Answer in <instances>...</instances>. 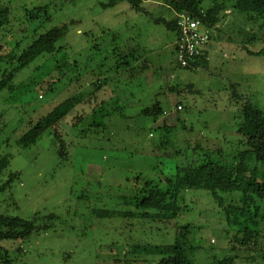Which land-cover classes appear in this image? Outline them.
Wrapping results in <instances>:
<instances>
[{"label": "rangeland", "instance_id": "1", "mask_svg": "<svg viewBox=\"0 0 264 264\" xmlns=\"http://www.w3.org/2000/svg\"><path fill=\"white\" fill-rule=\"evenodd\" d=\"M202 1L205 9L212 5L211 0ZM108 2L0 0V5L10 7L12 18H15L19 28L24 24L32 25L27 21V15L42 8L47 9L52 16V21L43 27L45 31L67 25V35L58 46L66 45L65 54L72 62H79L81 74L90 73L94 76L98 74L99 67L104 66L109 72L105 76L109 86H118L120 104L129 103L126 113L130 117L134 118L142 109L155 103H160L167 110V114L156 123L143 117L125 122L133 128H146L140 132L127 130L124 126H111L108 136L113 139L111 145L115 151L109 150L110 146L109 149L102 147L96 138L74 140L80 135L81 129L72 130L65 137L70 154L63 163L50 133L27 150H18L14 145L1 147L0 155L12 154L8 172L19 173L20 176L9 192L0 193L2 211L26 220L36 216L41 220L50 214L58 216V222L50 232L33 234L25 241H5L3 246L9 251L13 264H139L140 259H146L142 264H154L153 257L138 258L130 253H120L115 248L117 245L130 248L139 244L172 243L175 224L179 222L180 225H192L190 241L197 248L196 257L199 261L196 263L205 264L211 261L213 255L222 257L224 252H229V238L233 234L225 233L228 223L208 193L184 192L185 202L182 206H188V211L179 216L180 221L166 225H158L150 218H96L89 210L90 206L97 210L119 209L117 199L129 195L128 188L137 174L147 175L141 176L143 182L151 179V170L156 163L159 164L158 157L160 167L170 164L163 152L156 150L158 157L156 154V157L151 155L153 142L159 146L168 140L172 147L165 152H180L179 159L188 156L190 149L196 146L207 148L213 153L223 151L230 159L235 153L246 149L236 132L237 106L234 93L249 98L264 110V56L250 54L264 48V25L256 18L247 19L229 11L213 30L207 56L208 68L187 72L177 69L173 54L176 31L158 22L162 19L170 21L175 15L164 0L145 3L146 12H138L125 1L106 9L103 4ZM137 45L142 46L141 62L146 64V70L151 71L148 72L150 75L114 79V67L120 60L119 55L126 48H135ZM33 69L22 72L18 82L25 81ZM152 71H156L157 75ZM57 78L51 75L45 85L49 82L54 85ZM87 78H82L85 80L84 86L89 84ZM190 84L194 88L190 89ZM167 85L177 86L183 94L168 91ZM41 86L36 88L35 94L39 101L45 102L32 115L34 120L49 111L51 106H47L46 102L53 98L52 93L45 96ZM61 88L62 92L50 105L77 92L76 87L67 81ZM110 95L112 93L103 98L107 99ZM5 97L6 94L0 96V113L4 108L1 105ZM109 105L112 110L114 104ZM177 105H182L183 110L178 111ZM176 112H180V115ZM21 113L22 105L19 104L11 113L4 115L3 121ZM112 121L123 122L116 113L112 114ZM165 125L176 127L161 131ZM156 127L162 129L155 131ZM68 129L69 124L63 123L62 130ZM13 135L17 136L15 133ZM14 140L15 137L11 143ZM165 208L175 210L176 207L172 204ZM260 227L264 231L263 220ZM112 245H115V251L110 253L109 247ZM116 251L120 254L117 255ZM236 264H264V253L242 250L237 253Z\"/></svg>", "mask_w": 264, "mask_h": 264}, {"label": "trees", "instance_id": "2", "mask_svg": "<svg viewBox=\"0 0 264 264\" xmlns=\"http://www.w3.org/2000/svg\"><path fill=\"white\" fill-rule=\"evenodd\" d=\"M124 1L138 12H146L145 3L161 0H109L108 3L103 4V7L113 8ZM164 2L174 10L175 15L170 21L162 19L158 22L173 31H177L178 15L183 13L200 19L212 29L219 25L229 11L247 19L256 18L261 25H264V0H211L212 5L208 9L204 8L202 0H164ZM27 19L32 25L24 24L19 28L15 24V18H12L10 7L0 5V96L6 94L1 105L4 108L0 113V148L14 145L18 150H27L36 146L47 133H50L53 135L63 163L70 154L65 137L72 130L81 129L79 137L77 136L74 140L96 138L102 147L110 146L111 149H108L115 151L116 149L111 145L113 139L108 136L111 126H124L127 130L140 132L146 128L137 126L133 128L125 122L143 117L152 119L156 123L167 114L166 108L160 103H155L142 109L134 118L130 117L126 113L129 103L120 104L119 95L121 94L117 92L118 86H109L105 77L109 72L104 66H100L98 74L94 76L90 73L81 74L79 73L81 68L79 62L76 60L72 62L65 54L66 45L58 46V43L67 35V25L45 31L43 27L52 21V16L47 9L43 8L30 12ZM35 23L37 25H34ZM141 47L137 45L135 48H126L122 54L120 52V60L115 65L116 68L114 67V79L124 80L132 76L150 75L148 74L150 70L145 69L146 64L141 62ZM250 54L256 57L264 56V48L258 52H250ZM60 56H62L61 59H59ZM176 63L177 69L187 72L208 68L206 55L198 57L196 62L185 68L181 67L178 62ZM134 64H141V66L136 67ZM31 69L33 72L25 81L18 82L19 75ZM156 71H152L155 76ZM53 74L58 77L57 81H54V85L50 82L45 85L47 78ZM84 77L89 78L88 86H84L85 80L82 79ZM66 81L76 87L77 92L55 105H50V102L60 95L63 90L61 86ZM38 86H41L45 96L52 93L53 98L50 102H46L47 106H51L49 111L34 120L32 115L45 102V100L39 101V97L35 94ZM189 87L192 89L194 85L190 84ZM167 89L177 95L183 94L177 86L167 85ZM111 93V97L103 98ZM234 100L237 106L236 132L244 142L246 147L244 151L235 153L230 159L231 157L223 151L213 153L207 148L196 146L190 149L188 156L179 159L180 152L175 150L174 153L165 152L172 147L168 140L159 146L153 142L151 155L155 156L156 150L163 152L170 164H163L164 167H160L161 161L156 154L159 164L156 163L151 170V179L143 182L141 176L145 174H137L131 181V187L128 188L129 195L117 199L119 209L112 207V209L97 210L90 206L89 211L95 214L96 218L115 216L150 218L158 225H166L172 221H178L179 216L188 211V206H182L185 202L184 192H205L213 198L218 211L224 214L222 215L226 219V224L229 225L225 233L229 235L233 233L229 238V252H224L222 257L215 254L210 258L211 261L205 264H236L237 253L242 250L248 253H264V231L260 227L262 220L264 221V110L237 92L234 93ZM93 102L96 103L92 106ZM110 103L114 104L112 110L109 107ZM19 104L22 105L23 114H15L9 118L10 120L3 121L4 115L11 113L13 108ZM176 107L178 110L182 105ZM180 110H183V107ZM113 113L118 114L123 122L112 121ZM178 121L181 119L178 118ZM63 123L69 124L67 131L62 130ZM175 127L165 125L163 129L156 127L155 131L160 129L169 131L170 128ZM14 133L17 136H14ZM13 137L15 140L11 143ZM206 150L208 152H205ZM11 160V153L0 155V193L9 192L12 184L20 180L19 173L8 172ZM180 179H182L181 182ZM10 198L12 200L11 196ZM2 203L0 201V264H13L9 251L3 243L5 241H25L33 234L48 233L57 224L58 216L50 214L41 220L38 216L30 220L21 219L4 213ZM172 204H175V210L165 208ZM175 228V238L172 243L139 244L130 248L117 245L115 250L136 255L138 258L153 257L154 264H197L196 262L199 261L196 257L197 248L190 241L192 225L189 223L180 225L177 222ZM113 246L115 245L109 247L110 253L115 251ZM119 252L117 255L120 254ZM145 260H138L139 264Z\"/></svg>", "mask_w": 264, "mask_h": 264}, {"label": "built area", "instance_id": "3", "mask_svg": "<svg viewBox=\"0 0 264 264\" xmlns=\"http://www.w3.org/2000/svg\"><path fill=\"white\" fill-rule=\"evenodd\" d=\"M213 30L190 14L178 15L175 56L181 67L185 68L191 65L201 56L206 55L207 60V53H209L213 39ZM181 108L179 107V109Z\"/></svg>", "mask_w": 264, "mask_h": 264}, {"label": "crops", "instance_id": "4", "mask_svg": "<svg viewBox=\"0 0 264 264\" xmlns=\"http://www.w3.org/2000/svg\"><path fill=\"white\" fill-rule=\"evenodd\" d=\"M175 42H176V41H175ZM175 42H173V54H174V55H175V52H174V51H175V44H176ZM207 54H208V53H207ZM175 57H176V56H175Z\"/></svg>", "mask_w": 264, "mask_h": 264}]
</instances>
